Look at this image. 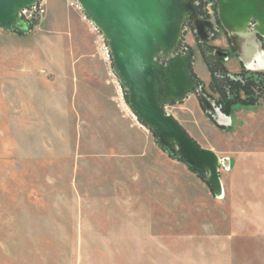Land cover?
I'll return each instance as SVG.
<instances>
[{
  "label": "rangeland",
  "instance_id": "rangeland-1",
  "mask_svg": "<svg viewBox=\"0 0 264 264\" xmlns=\"http://www.w3.org/2000/svg\"><path fill=\"white\" fill-rule=\"evenodd\" d=\"M71 1L42 0L26 31L0 27V264H209L206 216L226 231L222 203L161 147L130 104L109 41ZM186 2L180 45L156 62L209 91L199 39L234 52L216 0ZM199 93L161 105L205 146L218 139Z\"/></svg>",
  "mask_w": 264,
  "mask_h": 264
},
{
  "label": "water",
  "instance_id": "water-1",
  "mask_svg": "<svg viewBox=\"0 0 264 264\" xmlns=\"http://www.w3.org/2000/svg\"><path fill=\"white\" fill-rule=\"evenodd\" d=\"M40 1L0 0V27L19 26L27 30L29 25L21 18V11ZM77 1L109 41L108 49L114 59L116 73L130 93V104L135 112L160 135L159 142L163 148L182 158L218 194V157L201 148L172 116L164 113L161 105L163 100H182L195 88L190 77L188 79L177 67L170 64L161 66L156 62L157 56L164 53L173 56L179 47L183 25L192 11L191 4L186 0H173L169 6L162 0ZM216 3L219 20L226 32L247 30L264 37V0H216ZM253 23L255 26L250 29ZM232 40L238 39L234 37ZM240 44L238 41L237 45ZM233 47H237L235 43ZM191 64L192 59L188 57L185 68L188 75ZM205 97L202 102L207 112L223 124L222 117L226 116L211 99ZM207 99L212 106L206 103ZM171 142L177 144V150L171 147Z\"/></svg>",
  "mask_w": 264,
  "mask_h": 264
},
{
  "label": "crops",
  "instance_id": "crops-1",
  "mask_svg": "<svg viewBox=\"0 0 264 264\" xmlns=\"http://www.w3.org/2000/svg\"><path fill=\"white\" fill-rule=\"evenodd\" d=\"M254 26L255 23L250 29ZM223 30L234 52L233 56L227 52L229 71H264V37L253 31ZM234 37L238 40L233 41ZM222 121L227 129L209 125L211 134L218 139L210 145L202 146L189 135L201 148L218 157L219 193L207 183L222 203L221 222H227V230H219L210 221L212 215L206 216L205 260L209 264H264V100L255 106H235ZM146 219L152 221L158 216ZM148 233V229L139 232Z\"/></svg>",
  "mask_w": 264,
  "mask_h": 264
},
{
  "label": "trees",
  "instance_id": "trees-1",
  "mask_svg": "<svg viewBox=\"0 0 264 264\" xmlns=\"http://www.w3.org/2000/svg\"><path fill=\"white\" fill-rule=\"evenodd\" d=\"M13 30L20 32L26 31L19 26L13 27ZM211 38L203 36L199 39L205 62L211 74L209 91L206 90L204 83L197 80V78L193 91L196 92V88L198 87L200 93L211 99L215 107L226 117L231 115L232 109L235 106H255L262 103L264 100V71L243 70L237 74L231 73L225 66L227 51L209 44ZM191 75L193 76L192 73ZM200 101L208 117L219 128L227 129L228 127L226 125L220 124L211 113L207 112L201 99ZM163 149L172 157L184 162L182 158L171 154L165 148ZM190 169L196 172L194 169Z\"/></svg>",
  "mask_w": 264,
  "mask_h": 264
},
{
  "label": "built area",
  "instance_id": "built-area-1",
  "mask_svg": "<svg viewBox=\"0 0 264 264\" xmlns=\"http://www.w3.org/2000/svg\"><path fill=\"white\" fill-rule=\"evenodd\" d=\"M41 1L37 5H35V6L31 7V8H27V9L22 10L21 11V18H23L25 20V18H27L28 16H31L32 13H34L35 11H38L39 9L41 11H43V9H41V6H42ZM70 6L73 7V8L81 9V6H80V4L78 3L77 0H72L71 3H70ZM106 53H107L108 57L111 56V53H110L108 48L106 49Z\"/></svg>",
  "mask_w": 264,
  "mask_h": 264
},
{
  "label": "bare ground",
  "instance_id": "bare-ground-1",
  "mask_svg": "<svg viewBox=\"0 0 264 264\" xmlns=\"http://www.w3.org/2000/svg\"><path fill=\"white\" fill-rule=\"evenodd\" d=\"M162 2H163L166 6H169V5L173 2V0H162ZM124 38L127 39V36L124 35Z\"/></svg>",
  "mask_w": 264,
  "mask_h": 264
}]
</instances>
